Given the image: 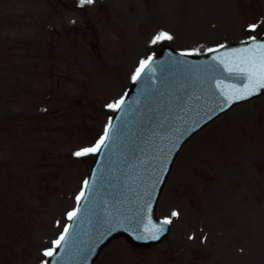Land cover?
Instances as JSON below:
<instances>
[{
  "label": "rangeland",
  "instance_id": "1",
  "mask_svg": "<svg viewBox=\"0 0 264 264\" xmlns=\"http://www.w3.org/2000/svg\"><path fill=\"white\" fill-rule=\"evenodd\" d=\"M262 33L264 0H0V264L45 263L95 154L74 153L101 139L141 60ZM156 214L162 243L117 238L93 264H264V94L187 142Z\"/></svg>",
  "mask_w": 264,
  "mask_h": 264
},
{
  "label": "water",
  "instance_id": "2",
  "mask_svg": "<svg viewBox=\"0 0 264 264\" xmlns=\"http://www.w3.org/2000/svg\"><path fill=\"white\" fill-rule=\"evenodd\" d=\"M257 41H264V38ZM247 44H253V41ZM235 48L237 47H227L221 52ZM219 53L191 57L164 48L150 62V70L144 71L132 85L124 105L112 121L106 146L102 148L98 162L91 171L87 185L88 199L79 206L80 214L75 230L67 238L69 245H77L84 233L93 229L94 221L99 222L103 215L108 221L121 222L125 227L130 223L135 224L132 230H137L130 234L132 239L138 241L130 240L134 246L146 247L166 236L164 228L157 238L151 239L159 227L153 219V213L163 173L169 169L176 153L192 134L241 100L233 97L229 102L225 98L229 93L219 87L214 92L211 84L208 90L202 92L201 86L191 78L194 66L206 64L211 56ZM224 81L230 82L229 79ZM215 85L217 86L216 83ZM199 94L209 98L207 104H202L203 101H185L189 95L199 98ZM151 138L157 140L153 143ZM151 152L157 153L156 158ZM156 160L163 168L156 165ZM146 166L149 171L148 180L161 169L163 173L153 189L151 200L144 195L139 200H134L128 194L135 189L138 179L145 177ZM117 200L122 201L115 206V213L109 212L106 216L104 212L109 207L104 205ZM144 225L151 226L146 234L140 230ZM118 233H107L105 240L99 241L90 252L85 264L91 262L97 249ZM77 254V251L73 253Z\"/></svg>",
  "mask_w": 264,
  "mask_h": 264
},
{
  "label": "snow or ice",
  "instance_id": "3",
  "mask_svg": "<svg viewBox=\"0 0 264 264\" xmlns=\"http://www.w3.org/2000/svg\"><path fill=\"white\" fill-rule=\"evenodd\" d=\"M81 5L83 4H91L93 0H80ZM257 25H250L249 30L255 31ZM172 37L166 33L161 32L156 37H154L152 43L156 44L162 40H171ZM253 40V44L248 45L246 48L241 50L240 52H233L231 54L232 63L230 65H226V71L229 73H235L238 79L244 81V85L242 88L234 89L231 93L226 95V99L231 102V99L234 97L235 99H247L253 95L258 94L260 89H264V41H257L255 37L251 38ZM209 51H212L211 49ZM151 57L148 60H141L140 67L136 69L135 74L132 76L133 81H136L140 78L141 73L148 67L149 62L151 61ZM124 105V101L118 100L115 104H109L108 107L114 110L119 111L121 107ZM111 125H109L110 127ZM108 139V128L105 129V135L97 142L95 147L85 148L82 151H78L74 153L76 156H82L88 153L99 152L102 147L106 146ZM163 168V165H161ZM87 184V182H85ZM84 195L82 192L80 195L76 197L77 204H81V197ZM72 211L68 213L69 220H76L77 212ZM173 216L178 215L176 212L172 213ZM165 224L171 223L170 220H165ZM69 236V229L67 227L64 228L63 234L53 241L55 247H60L62 242H64L65 246H67V237ZM157 237H153L155 239ZM45 256L53 257L54 250H48L44 252ZM53 264H56V261L53 260Z\"/></svg>",
  "mask_w": 264,
  "mask_h": 264
}]
</instances>
